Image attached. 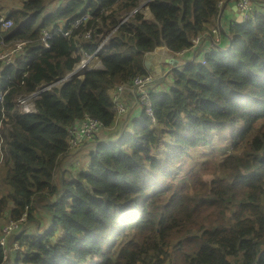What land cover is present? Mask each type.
I'll return each mask as SVG.
<instances>
[{"label": "trees", "instance_id": "trees-1", "mask_svg": "<svg viewBox=\"0 0 264 264\" xmlns=\"http://www.w3.org/2000/svg\"><path fill=\"white\" fill-rule=\"evenodd\" d=\"M219 1L19 0L4 13L0 2L12 21L0 44L26 41L0 63V219L25 216L6 264H264V0L246 22L230 21L228 45L204 42V63L172 67L151 88L154 120L139 110L116 138L102 136L114 120L109 90L147 74L146 53L174 55L215 28ZM106 36L98 66L45 88L35 111L22 112L18 96L64 77ZM85 115L105 129L70 147ZM92 141L84 165L59 171ZM4 255L0 246V264Z\"/></svg>", "mask_w": 264, "mask_h": 264}, {"label": "built area", "instance_id": "built-area-1", "mask_svg": "<svg viewBox=\"0 0 264 264\" xmlns=\"http://www.w3.org/2000/svg\"><path fill=\"white\" fill-rule=\"evenodd\" d=\"M228 1H233L237 7L238 13L241 15V21L246 22L253 16V12L255 11V5L253 4V0H226L219 1L217 3L219 9V15L217 19V24L215 28H212L210 32H204L200 35H197L191 39V45L185 49L177 51L174 53L178 61L188 62V61H196L200 63H204V56L206 54V49L201 48V45L206 42L207 49L210 46H220L221 44L228 43V38H226L223 33V28L228 26V23L225 21L221 23L220 16H222L223 6ZM222 7V8H221ZM221 8V9H220ZM91 18V15L86 12L85 14L79 16L78 18L71 20L68 23V27L65 28L63 24H61L57 30L58 33L63 32L64 35H67L71 29L79 26L83 22L87 21ZM12 21L4 15L0 16V33L11 27ZM228 30L225 29V32ZM51 34L47 30H42L41 32V45L43 47L49 46V38ZM85 36H89L87 33ZM90 37V36H89ZM108 36L101 39L97 46L91 52H87L84 50H80L81 57L75 67L68 72L61 79L50 83L42 88H39L29 94L18 96L17 103L22 110V112L30 113L34 112L35 108L33 106V100L42 92L45 88H49L57 82H60L64 79L69 78L71 75L76 73H81L85 69H90L92 67H96L99 64L94 62L93 59L96 56V53L102 49L104 42L106 41ZM26 41H16L10 44L7 50H3L0 52V63L4 66L8 64H12L14 59L21 53L24 48ZM160 72V73H159ZM157 73L140 74L134 76L130 81L114 85L110 90V100L112 104V110L114 114L113 124H116L125 115L129 113L130 105L125 101V95L129 94L132 100V103L138 104L137 106L141 111H143L147 116L154 120L153 116V107H152V99L150 95V90L153 86L159 82L161 79V71ZM4 92L0 91V104H2V97ZM103 123L93 118L89 115H85L80 121L72 124L69 129V145L70 147H77L80 144H84L87 140L91 139L93 136L98 134L103 129ZM107 128V127H106ZM82 144V145H83ZM5 152L4 149L0 147V165L4 162ZM25 216L19 220H8L6 224L1 226L0 231V246L3 249L4 255V264L8 259L9 252L13 249L19 247V242L16 239V234L20 231L21 226H25Z\"/></svg>", "mask_w": 264, "mask_h": 264}, {"label": "crops", "instance_id": "crops-1", "mask_svg": "<svg viewBox=\"0 0 264 264\" xmlns=\"http://www.w3.org/2000/svg\"><path fill=\"white\" fill-rule=\"evenodd\" d=\"M256 1H260V0H256ZM256 1H253V3L256 4ZM262 2V0H261ZM234 6L235 3L233 1H228L227 3H225V6H223V12H222V16H224L225 18V22L230 24V21L234 18V20H236L237 16L236 14H238V10L235 11L234 10ZM225 29L228 30V26L223 28L224 32ZM228 45V43H227ZM166 52L165 55H163V52ZM155 56H153L151 58V67L154 69L153 71H155L154 73H157L156 70L159 71H163L165 70L167 67L163 66V64L169 65L171 64V67H175L178 66L179 62L177 59H175L176 57L173 56L172 54L168 53L167 49L165 47H159L157 49H155L154 51ZM1 69V68H0ZM160 73V72H159ZM157 73V75L159 74ZM125 101L127 104H129L131 106V110L129 111V113L127 115L124 116V118H122L120 121H118L116 124V127L112 130H108V131H103L104 134L102 135L104 138L103 140H110L111 138H116L121 131H123V128L127 125H129V121L131 118L134 117V115H138L139 113V108L138 106H135L134 103H132L131 97L129 94L125 95ZM101 137V136H100ZM91 143H87V145H85L83 148H79L76 153V155H82L83 158V162H86L87 160V154L88 152L91 150L90 148ZM74 154H72L71 156L68 157V159H65L63 162H69L71 164H73V162H77L75 160L72 159ZM62 162V163H63ZM79 163V162H78Z\"/></svg>", "mask_w": 264, "mask_h": 264}, {"label": "rangeland", "instance_id": "rangeland-1", "mask_svg": "<svg viewBox=\"0 0 264 264\" xmlns=\"http://www.w3.org/2000/svg\"><path fill=\"white\" fill-rule=\"evenodd\" d=\"M3 1V2H2ZM18 1L19 0H0V2H2V8H3V13H4V10H5V8H8V7H17L18 6ZM51 7H53L54 5L53 4H51L50 5ZM218 6V5H217ZM222 8V7H221ZM220 8V9H221ZM144 11V13L146 14V17H151L149 14H148V11L146 10V9H144L143 10ZM220 19H221V23H223L224 21H225V18H224V16H220ZM10 45H5V44H0V52L1 51H3V50H7L8 49V47H9ZM163 55H165L166 54V52L164 51L163 53H162ZM181 63V62H180ZM178 64V66H180L181 64ZM163 66H165V67H167L165 70H163L162 72H161V78L162 77H164V76H166L171 70H172V65L171 64H169V65H166V64H163ZM156 72H158V70H156ZM169 78H170V76H169ZM171 79V78H170ZM131 110V106L129 107V111ZM139 115V114H138ZM138 115H136V116H138ZM135 118V117H134ZM116 125L117 124H112V126L111 127H109V128H106V131H108V130H112V129H114L115 127H116ZM101 132H99L98 134H100ZM98 134H96V135H98ZM91 143V145H90V148H92V149H94L95 147H94V144L96 143L95 141H92V142H90ZM84 147V146H83ZM82 147V148H83ZM222 147H219V146H217V147H215L214 148V151L220 156L221 155V153H222V149H221ZM210 150V148H208V147H202L201 149H200V151L202 152V153H205V152H207V151H209ZM202 155H200V157H201ZM72 159L73 160H75V161H77V162H79V165L80 166H82V165H84L85 164V162H83V158H82V155L80 156V155H76V153H74V155H73V157H72ZM73 167H74V165H72L71 163H69V162H66L65 161V163L63 162L62 164H61V166H59V171L60 170H69L70 168H72L73 169ZM41 215V221L39 222V223H36V226H35V231H37V229H39L38 230V233H43L44 231H45V229H46V226L48 225V220H47V218L43 215V214H40ZM7 219H5V218H3V219H0V231H1V226H3L4 224H6L7 223Z\"/></svg>", "mask_w": 264, "mask_h": 264}, {"label": "water", "instance_id": "water-1", "mask_svg": "<svg viewBox=\"0 0 264 264\" xmlns=\"http://www.w3.org/2000/svg\"><path fill=\"white\" fill-rule=\"evenodd\" d=\"M234 10L237 11V7L236 6H234ZM236 16H237L236 21L238 23H240L241 22V15L238 13V14H236ZM153 56H155L154 51L153 52H148V53L145 54L144 59H143V65H144L145 69H147L151 73L155 72V71H153L154 69L151 67V58Z\"/></svg>", "mask_w": 264, "mask_h": 264}, {"label": "clouds", "instance_id": "clouds-1", "mask_svg": "<svg viewBox=\"0 0 264 264\" xmlns=\"http://www.w3.org/2000/svg\"><path fill=\"white\" fill-rule=\"evenodd\" d=\"M179 63L181 62V61H178ZM182 63H184V62H181L180 64H182ZM175 67H178V66H175Z\"/></svg>", "mask_w": 264, "mask_h": 264}]
</instances>
